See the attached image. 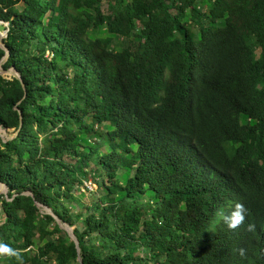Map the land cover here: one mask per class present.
Instances as JSON below:
<instances>
[{
  "label": "trees",
  "instance_id": "trees-1",
  "mask_svg": "<svg viewBox=\"0 0 264 264\" xmlns=\"http://www.w3.org/2000/svg\"><path fill=\"white\" fill-rule=\"evenodd\" d=\"M0 20V243L23 264H264V0H0Z\"/></svg>",
  "mask_w": 264,
  "mask_h": 264
},
{
  "label": "clouds",
  "instance_id": "clouds-1",
  "mask_svg": "<svg viewBox=\"0 0 264 264\" xmlns=\"http://www.w3.org/2000/svg\"><path fill=\"white\" fill-rule=\"evenodd\" d=\"M247 209L241 202H236L231 211L225 214L222 210H218L216 213L217 221H223V223L231 230L239 228L245 223ZM255 226L253 224L247 225L248 231H253ZM239 255L244 256L246 251L244 248L237 249ZM0 256L14 257L18 264H23L22 256L8 245L0 243Z\"/></svg>",
  "mask_w": 264,
  "mask_h": 264
},
{
  "label": "water",
  "instance_id": "water-1",
  "mask_svg": "<svg viewBox=\"0 0 264 264\" xmlns=\"http://www.w3.org/2000/svg\"><path fill=\"white\" fill-rule=\"evenodd\" d=\"M6 24L7 23L5 21H1L0 20V30L2 31V34H0V48L4 50V54L0 58V75L4 76V75L7 74L9 76H12L14 78L19 79L18 73L12 67H9V68H6V69H3L1 67V64L6 60L7 55H8V51H7V49H6L5 45H4V42H3V38L6 36V32H7ZM22 87H23V85H22ZM13 108H15V106ZM17 112H18L19 124H20V110L17 109ZM7 130H9V129H5V128H1L0 127V139L2 141L10 139L12 136H14L17 133L18 129L14 130V132L12 134H10V135L7 133ZM5 191H6V188H5L4 184L0 182V192L2 194H4ZM35 204L38 206V203H35ZM43 208L46 209V212H50L47 207L43 206ZM52 216L55 219V221L57 222L58 227H60L62 230L65 231L67 236L72 240V242H73V244H74V246L76 248V251H78L77 240H76V237L74 236V234L72 233L73 226H69L67 223L61 222L55 215H52ZM3 217H4V215L2 214L0 223L2 222ZM76 260L78 262H80V259H79L78 255L76 256Z\"/></svg>",
  "mask_w": 264,
  "mask_h": 264
},
{
  "label": "rangeland",
  "instance_id": "rangeland-1",
  "mask_svg": "<svg viewBox=\"0 0 264 264\" xmlns=\"http://www.w3.org/2000/svg\"><path fill=\"white\" fill-rule=\"evenodd\" d=\"M101 1H103V3H104L105 0H101ZM103 9H104V7H103ZM190 28H191V30H195V27L193 25H190ZM94 33H95V31L94 32L89 31L88 34L89 35H93ZM97 33H98V35H104V30L103 29H99V31H97ZM112 42L114 44L115 49H118V48H120L122 45H124L126 43V38H122V37L115 36V37L112 38ZM4 76L5 77H8L9 75L6 74ZM10 132H11L10 129L7 130V133L9 135L11 134ZM118 175H120V174H118ZM90 183H91V189H89V190H86V189L82 190V188H80L81 191L79 193L76 192L77 195H79V198H80L79 201H80V203L88 204L89 202H91L94 199V194L92 193L93 182L90 181ZM98 192L100 193L101 192V189H98ZM0 194H2V193L0 192ZM39 212H41V213L46 212V209H44L43 207H39ZM1 217H2V214L0 212V220H1Z\"/></svg>",
  "mask_w": 264,
  "mask_h": 264
},
{
  "label": "built area",
  "instance_id": "built-area-1",
  "mask_svg": "<svg viewBox=\"0 0 264 264\" xmlns=\"http://www.w3.org/2000/svg\"><path fill=\"white\" fill-rule=\"evenodd\" d=\"M45 54L47 55L48 58L51 56V53H48L47 51L45 52ZM83 189H86V190L91 189V183H90L89 180H85V181H83V184H82V190H83Z\"/></svg>",
  "mask_w": 264,
  "mask_h": 264
},
{
  "label": "bare ground",
  "instance_id": "bare-ground-1",
  "mask_svg": "<svg viewBox=\"0 0 264 264\" xmlns=\"http://www.w3.org/2000/svg\"><path fill=\"white\" fill-rule=\"evenodd\" d=\"M0 34H2V31L0 30Z\"/></svg>",
  "mask_w": 264,
  "mask_h": 264
}]
</instances>
